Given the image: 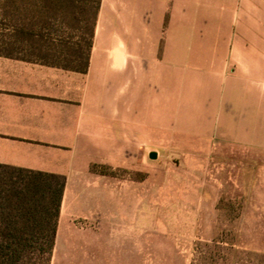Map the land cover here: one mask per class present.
Here are the masks:
<instances>
[{
  "label": "crops",
  "instance_id": "0c3cea01",
  "mask_svg": "<svg viewBox=\"0 0 264 264\" xmlns=\"http://www.w3.org/2000/svg\"><path fill=\"white\" fill-rule=\"evenodd\" d=\"M214 141L264 166V0H101L83 72L0 55V165L65 178L58 224L115 204L94 168L132 146ZM140 240L56 236L50 264H131Z\"/></svg>",
  "mask_w": 264,
  "mask_h": 264
},
{
  "label": "rangeland",
  "instance_id": "374dc122",
  "mask_svg": "<svg viewBox=\"0 0 264 264\" xmlns=\"http://www.w3.org/2000/svg\"><path fill=\"white\" fill-rule=\"evenodd\" d=\"M1 38L2 55L37 62L60 58L19 43L10 49ZM184 146H132L123 166H96L109 174L106 186L114 188L115 204L101 194L99 206L96 197L93 205L85 201L82 208L93 211L65 212L56 236L141 239L127 246L131 264H264V166L252 164L246 150L216 141Z\"/></svg>",
  "mask_w": 264,
  "mask_h": 264
},
{
  "label": "trees",
  "instance_id": "16d2710c",
  "mask_svg": "<svg viewBox=\"0 0 264 264\" xmlns=\"http://www.w3.org/2000/svg\"><path fill=\"white\" fill-rule=\"evenodd\" d=\"M100 6L101 0H0L2 45L24 44L60 57L41 63L83 72ZM65 183L60 175L0 165V264H50Z\"/></svg>",
  "mask_w": 264,
  "mask_h": 264
}]
</instances>
